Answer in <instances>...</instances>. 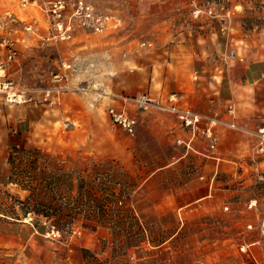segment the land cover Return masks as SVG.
I'll list each match as a JSON object with an SVG mask.
<instances>
[{
  "label": "rangeland",
  "instance_id": "obj_1",
  "mask_svg": "<svg viewBox=\"0 0 264 264\" xmlns=\"http://www.w3.org/2000/svg\"><path fill=\"white\" fill-rule=\"evenodd\" d=\"M46 1L21 8L20 0H0V36L13 27L26 38L13 76L31 90L52 86L54 74L66 72L73 87L67 92L92 86L113 96L128 92V73L147 64L175 70L176 61L185 82L197 81L198 62L218 71L229 66L227 39L234 33L264 29V0H88L109 17L108 28L100 34L78 28L71 40L55 42L40 8ZM9 10L20 19L12 23ZM30 22L38 35L26 32ZM37 101L11 103L0 93V264H247L255 243H264V156L238 129L220 136L218 160L180 144L165 125L170 112L159 106L137 112L138 133L130 136L112 122V100ZM32 108L52 116L50 135L21 130ZM35 158L49 172H112L118 193L128 182L116 206L130 215L127 224L115 229L90 220L93 206L70 227L26 217L20 201L30 191L19 176Z\"/></svg>",
  "mask_w": 264,
  "mask_h": 264
},
{
  "label": "crops",
  "instance_id": "obj_2",
  "mask_svg": "<svg viewBox=\"0 0 264 264\" xmlns=\"http://www.w3.org/2000/svg\"><path fill=\"white\" fill-rule=\"evenodd\" d=\"M227 48L229 50L227 55L229 66L224 65L220 67L223 70L218 71L217 67L215 68L209 63L201 64L198 62L194 67L197 81L185 82L179 76L180 65L177 61L175 70L171 66H167L159 71L157 65L147 64L142 66L141 70L127 74L128 83H125V87L128 92L104 96L103 91H93L94 88L91 86L86 91L65 92L56 100H112L113 104L110 107L114 104L122 107L124 106L122 100H119L120 98L115 99L114 96L148 93L159 102L168 103L169 96L177 94L181 107L196 110L208 116L210 122L218 120L220 123L215 126L217 142L216 147L213 148L212 139L203 130L206 125H209V122L203 123L202 129L198 131L190 130L183 125L177 114L169 111L171 114H166L165 125L170 128L171 135L180 144L187 146L189 151L192 150L209 157L216 155L219 160L220 156L217 154L221 153V149L218 150L220 136H227L233 132L232 127L228 125L229 122L239 126L238 131L241 133L235 134L240 139H253V141L256 138L245 132L243 128L248 131H257L264 125V29L255 32L238 31L234 33L233 37L227 39ZM231 51L236 52V58L230 57ZM85 69L87 67H84L82 71L89 72ZM219 76H222V79H219ZM101 82V80H96L94 84L99 85L102 89L106 84ZM120 87L118 85L116 88ZM144 88L148 90H144ZM128 108L137 118V112L146 111L135 104H128ZM231 108H234V113L231 112ZM39 111L40 108L26 109L20 122L21 130L24 133L32 132L34 129L44 130V134L48 132V135L52 133L53 127L49 121L52 116L39 113ZM65 124L67 125L68 122ZM41 125L44 127L39 128L38 126ZM68 128L65 127L66 132ZM243 146L242 143L241 147ZM258 243L260 242L255 243L256 249L250 255L247 264H264V243Z\"/></svg>",
  "mask_w": 264,
  "mask_h": 264
},
{
  "label": "built area",
  "instance_id": "obj_3",
  "mask_svg": "<svg viewBox=\"0 0 264 264\" xmlns=\"http://www.w3.org/2000/svg\"><path fill=\"white\" fill-rule=\"evenodd\" d=\"M21 8H28L32 3L38 0H20ZM41 11L44 19L48 23L50 41H68L74 38L78 28L90 29L95 33L104 32L109 26V17L100 13L95 6L88 0H47L41 5ZM8 15L12 23L19 18L18 14L12 10L8 11ZM25 30L28 34L38 35L39 26L37 23H27ZM26 42V38L21 39L13 27H6L0 36V93L6 95L7 100L11 103L24 104L44 100L51 102L58 99L63 93L72 90L69 84L66 72L54 74L53 85L48 88L31 90L23 86V84L13 76V72L17 67L21 55V45ZM231 58H236V52L230 53ZM65 67L69 69L72 65L66 62ZM38 96V97H37ZM40 96V98H39ZM114 98H120L124 106L120 107L116 104L109 108V115L112 122L122 127L129 134L135 136L137 134L138 118L133 115L128 104H135L142 110H149L152 107L159 106L167 111L178 115L183 125L190 130L198 131L202 129V124L209 122L203 130L207 136L212 139V147H216L215 126L220 122L218 120L209 121V117L204 114L190 109L183 108L179 104L177 94L169 96V102H159L152 98L148 93L138 95L122 94ZM234 113V108H231ZM229 126L239 129L236 123H228ZM69 124H67V127ZM245 132L253 134L256 138L254 152L259 156H264V125L257 131ZM264 176H261L263 178ZM256 201L251 202L250 208L255 207Z\"/></svg>",
  "mask_w": 264,
  "mask_h": 264
},
{
  "label": "trees",
  "instance_id": "obj_4",
  "mask_svg": "<svg viewBox=\"0 0 264 264\" xmlns=\"http://www.w3.org/2000/svg\"><path fill=\"white\" fill-rule=\"evenodd\" d=\"M39 162L40 158H35L18 175L23 189L30 191L27 199L20 201L26 217L34 214L37 220L43 217L57 227H70L84 207L93 206L98 211L88 214L90 220L115 229L127 224L130 215L124 207L116 206L119 201H124L128 182L123 183V189L118 193L115 188L117 176L112 172L98 171L85 176L80 170L61 167L59 171L49 172L39 169ZM64 187L67 189L63 190ZM17 218H21L19 214Z\"/></svg>",
  "mask_w": 264,
  "mask_h": 264
},
{
  "label": "bare ground",
  "instance_id": "obj_5",
  "mask_svg": "<svg viewBox=\"0 0 264 264\" xmlns=\"http://www.w3.org/2000/svg\"><path fill=\"white\" fill-rule=\"evenodd\" d=\"M60 234V233H59Z\"/></svg>",
  "mask_w": 264,
  "mask_h": 264
}]
</instances>
